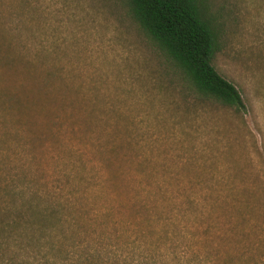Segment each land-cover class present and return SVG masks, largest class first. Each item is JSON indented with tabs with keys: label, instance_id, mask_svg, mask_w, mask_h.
Returning a JSON list of instances; mask_svg holds the SVG:
<instances>
[{
	"label": "rangeland",
	"instance_id": "obj_1",
	"mask_svg": "<svg viewBox=\"0 0 264 264\" xmlns=\"http://www.w3.org/2000/svg\"><path fill=\"white\" fill-rule=\"evenodd\" d=\"M206 1L240 115L126 0H0V264H264V0Z\"/></svg>",
	"mask_w": 264,
	"mask_h": 264
},
{
	"label": "trees",
	"instance_id": "obj_2",
	"mask_svg": "<svg viewBox=\"0 0 264 264\" xmlns=\"http://www.w3.org/2000/svg\"><path fill=\"white\" fill-rule=\"evenodd\" d=\"M126 3L131 20L170 65L165 64L170 79L177 83L173 85L188 100L220 106L234 115L242 113L244 103L238 90L214 67L225 39L222 25L206 0H126Z\"/></svg>",
	"mask_w": 264,
	"mask_h": 264
}]
</instances>
